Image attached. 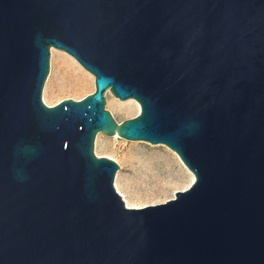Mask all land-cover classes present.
Instances as JSON below:
<instances>
[{"label": "water", "instance_id": "water-1", "mask_svg": "<svg viewBox=\"0 0 264 264\" xmlns=\"http://www.w3.org/2000/svg\"><path fill=\"white\" fill-rule=\"evenodd\" d=\"M51 48L91 94L44 104ZM98 133L193 182L126 207ZM0 264H264V0H0Z\"/></svg>", "mask_w": 264, "mask_h": 264}, {"label": "rangeland", "instance_id": "rangeland-1", "mask_svg": "<svg viewBox=\"0 0 264 264\" xmlns=\"http://www.w3.org/2000/svg\"><path fill=\"white\" fill-rule=\"evenodd\" d=\"M94 91V77L66 53L50 49L49 72L43 86L42 100L54 106L62 100H81ZM134 100L120 101L106 94L105 110L117 123L134 118L139 106ZM94 154L114 161L119 170L115 183L129 206L146 207L165 203L177 191L190 185V172L183 168L175 153L164 145L127 141L98 133ZM133 205V206H132Z\"/></svg>", "mask_w": 264, "mask_h": 264}, {"label": "bare ground", "instance_id": "bare-ground-1", "mask_svg": "<svg viewBox=\"0 0 264 264\" xmlns=\"http://www.w3.org/2000/svg\"><path fill=\"white\" fill-rule=\"evenodd\" d=\"M106 97V96H105ZM138 107V106H137ZM139 108V107H138ZM175 157L178 159V161L180 162V164L183 166V168L184 169H186V167L183 165V163L180 161V159L178 158V156L175 154ZM187 170V169H186ZM193 180H194V177H193V175L192 174H190V185H191V183L193 182ZM189 185V186H190ZM188 186V187H189ZM115 189H116V191L120 194V196L122 197V199L124 200V203H125V205H126V207H128V208H139V207H136V206H133V207H131V206H129V203H128V201L125 199V196L119 191V189H118V186H117V184L115 183Z\"/></svg>", "mask_w": 264, "mask_h": 264}]
</instances>
